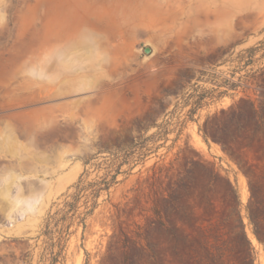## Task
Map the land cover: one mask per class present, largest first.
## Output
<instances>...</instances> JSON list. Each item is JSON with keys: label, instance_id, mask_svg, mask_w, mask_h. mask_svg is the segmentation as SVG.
Wrapping results in <instances>:
<instances>
[{"label": "rangeland", "instance_id": "obj_1", "mask_svg": "<svg viewBox=\"0 0 264 264\" xmlns=\"http://www.w3.org/2000/svg\"><path fill=\"white\" fill-rule=\"evenodd\" d=\"M63 245L264 264V0H0V264Z\"/></svg>", "mask_w": 264, "mask_h": 264}, {"label": "trees", "instance_id": "obj_2", "mask_svg": "<svg viewBox=\"0 0 264 264\" xmlns=\"http://www.w3.org/2000/svg\"><path fill=\"white\" fill-rule=\"evenodd\" d=\"M116 179V175H113V180ZM76 188H77V191L74 193V195H72L73 197V201H68L66 202V205H69L71 206V209L67 212H65L63 214V216L61 218H57V215L61 212H57L56 214H54L53 216H50V218L47 220V223H46V231H45V234L47 235H52L54 233V231H52L49 227L51 225V222H54L56 226H59L60 224H62V228L60 229V233H63V232H67L69 233V228L76 216V213H77V201L81 198V194L82 192L85 190V187L83 185V179L81 178L77 185H76ZM99 191L100 190H97L93 194V197L94 198H97L99 196ZM88 202V201H87ZM96 205V200L95 202L93 203V208L95 207ZM70 211H73L72 215L70 216ZM92 213V208L90 210H87L85 211L83 214L84 216H81V215H78V217L81 218V221L84 222L85 219H86V216L88 214ZM70 220L69 223L67 220ZM60 239H61V236L59 237V242H60ZM64 249V245L61 247L60 251L59 252H56V253H53L54 255L51 257V262L49 264H58L59 260H60V257H61V254H62V250Z\"/></svg>", "mask_w": 264, "mask_h": 264}, {"label": "bare ground", "instance_id": "obj_3", "mask_svg": "<svg viewBox=\"0 0 264 264\" xmlns=\"http://www.w3.org/2000/svg\"><path fill=\"white\" fill-rule=\"evenodd\" d=\"M115 7L117 8V6L115 5ZM113 8H114V6H113ZM115 8V9H116ZM119 9V8H118ZM114 13H117V11L116 12H114ZM115 15H117V14H115ZM90 30V29H89ZM85 31V30H84ZM83 32V31H82ZM82 32H80V33H82ZM89 32V31H88ZM91 33V32H90ZM93 33V32H92ZM95 33V32H94ZM80 43H82V42H80ZM95 44V43H94Z\"/></svg>", "mask_w": 264, "mask_h": 264}, {"label": "water", "instance_id": "obj_4", "mask_svg": "<svg viewBox=\"0 0 264 264\" xmlns=\"http://www.w3.org/2000/svg\"><path fill=\"white\" fill-rule=\"evenodd\" d=\"M151 49L149 47H146L145 52L150 51Z\"/></svg>", "mask_w": 264, "mask_h": 264}]
</instances>
